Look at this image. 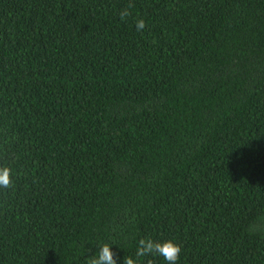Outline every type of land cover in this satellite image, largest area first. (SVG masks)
<instances>
[{"label": "trees", "instance_id": "16d2710c", "mask_svg": "<svg viewBox=\"0 0 264 264\" xmlns=\"http://www.w3.org/2000/svg\"><path fill=\"white\" fill-rule=\"evenodd\" d=\"M0 165V264H264V0H0Z\"/></svg>", "mask_w": 264, "mask_h": 264}, {"label": "clouds", "instance_id": "9594fccd", "mask_svg": "<svg viewBox=\"0 0 264 264\" xmlns=\"http://www.w3.org/2000/svg\"><path fill=\"white\" fill-rule=\"evenodd\" d=\"M126 6L120 11L121 20H125L131 13ZM145 27L143 19L136 21L137 31H142ZM13 187L12 169L8 166L0 165V189H9ZM109 243H101L97 245L94 254L88 256L84 264H117L118 254L112 250ZM181 247L172 240L157 241L152 238L140 239L136 248L135 257H123L122 264H140L139 257L161 256L166 264H178L180 260Z\"/></svg>", "mask_w": 264, "mask_h": 264}]
</instances>
